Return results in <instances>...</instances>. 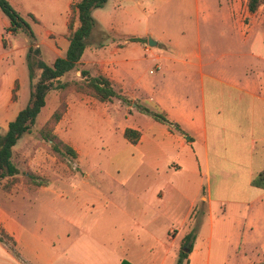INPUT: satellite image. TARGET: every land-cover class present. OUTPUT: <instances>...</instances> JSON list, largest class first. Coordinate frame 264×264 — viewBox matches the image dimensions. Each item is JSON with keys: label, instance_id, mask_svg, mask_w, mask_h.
<instances>
[{"label": "crops", "instance_id": "obj_1", "mask_svg": "<svg viewBox=\"0 0 264 264\" xmlns=\"http://www.w3.org/2000/svg\"><path fill=\"white\" fill-rule=\"evenodd\" d=\"M8 1L31 27L28 18L39 20L48 30L64 26L77 3ZM120 2H115L119 8ZM148 3L154 9L164 7L161 0ZM98 17L97 28L101 26L102 35L111 37V43L104 41L91 49L92 36L81 65L93 70V76L110 79L129 101H141L142 92L151 94L153 106L144 107L158 111L169 123L155 120L134 103L137 110H128L129 125L122 136L127 129L140 133L137 144L126 138L123 142L134 149L136 180L125 182L130 201L122 207L114 203L111 220L102 219L111 206L106 201L96 207L99 218L86 222L96 205L87 209L85 204L71 203L73 189L64 187L63 196L50 188L44 199L27 191L16 203L0 202V231L6 236L4 241L0 239V264H121L125 260L131 264H177L188 244L187 264H238L242 255L247 258L242 248L248 242L251 248L259 246L264 257V189L252 184L264 171V28L253 27L247 34L241 17L234 18L231 8L219 18L232 27L204 30L206 39L199 21L196 28L188 27L179 34L168 31L166 36H156L150 30L118 33L108 15ZM210 19L207 13L205 22ZM5 25L8 30L9 20L5 19ZM148 36L156 38L151 39L155 46L170 45L172 53L154 51L148 40V44L132 41ZM35 38L37 42L36 33ZM142 52L145 57L140 58ZM87 54L92 61L84 60ZM145 61L152 63L148 69ZM147 73L160 78L151 79ZM109 104L100 103L90 112L106 116ZM83 111L88 110L82 103L70 104L65 120L72 122V116ZM76 145L71 147L81 162L85 152ZM85 177L86 181L80 179L84 185L90 178ZM73 179L76 177L70 182ZM24 201L40 202L49 209L61 203L74 216L67 215L58 232H46L39 220L24 221ZM126 219L128 224L120 228ZM105 221L114 225L111 234ZM104 234L117 240L116 246H106L103 242L109 240ZM190 236L193 240L183 248ZM216 243L226 250L213 259ZM244 262L240 264L260 259Z\"/></svg>", "mask_w": 264, "mask_h": 264}, {"label": "rangeland", "instance_id": "obj_2", "mask_svg": "<svg viewBox=\"0 0 264 264\" xmlns=\"http://www.w3.org/2000/svg\"><path fill=\"white\" fill-rule=\"evenodd\" d=\"M116 1L109 0L102 9L95 11L93 16L101 21L98 17L100 14L108 15L109 21L118 33H144L150 30L156 36H166L168 31L179 34L188 27L196 28L199 21V27L203 34L202 38L206 39L204 30L232 27V25L219 18L221 14L230 13V8L234 18L241 17L242 27L247 34L253 27L264 28V0L261 1L255 13L249 10V0H200L199 6L197 0H161L164 6L161 10L154 9V5L149 7L148 0H120V8L115 3ZM76 2H79V0ZM207 13L211 14L212 19L205 22ZM74 16L72 7L65 25L50 30L41 25L39 20L28 18L36 33V45L40 46L42 58L47 64L52 65L57 57L65 55L69 44V27ZM5 19L8 21V18L0 10L1 134L6 132L9 123L26 107L31 91V81L27 67V55L31 40L23 32L17 34L8 32ZM75 20L77 22V17H75ZM162 28L164 29L161 30ZM151 39L155 40L156 38L148 36L143 38L144 41L142 42L148 44L147 40L150 41ZM111 40V37L106 39L102 35L101 26H98L93 34L91 49L104 41L105 44H109ZM151 48L164 54L172 53L171 46L168 44H160ZM139 57L143 58L145 54L142 52ZM84 60L92 61L91 55L87 54ZM145 62L148 69L152 63ZM82 69L89 70L93 76V70L80 64L77 69L66 74L61 81L68 83L84 81L80 72ZM147 76L156 80L160 78L157 75L150 77L148 73ZM138 93L140 94V92ZM142 94L143 99L141 101L131 99L129 103H124L121 98H114L108 105L110 107L108 115L98 116L95 112L90 111L94 110L96 105H100V103L108 104L109 102H100L95 97L74 87L64 91L55 90L50 92L47 96L46 106L38 116L35 126L30 133L23 136L14 148L12 160L20 173L15 179L10 178L0 181V202L5 204L16 203L27 191L33 192V197L44 199L48 193L46 189L50 188L55 189L58 196H63L64 187L68 190L73 189L71 203L85 204L88 206L87 209L96 205L94 209H91L92 215L86 218V222L94 223L99 218L95 214L96 207L99 202L106 201L111 206L102 219L111 220V213L114 211L113 204L120 203L122 207L131 198L128 192L130 190L129 185L126 186L125 182L132 184L136 180L134 173L137 163L131 156L134 149L132 146L123 143L125 137L122 136V131L129 125L126 118L130 115L129 112H132L130 110H137L135 105L153 106L150 100L152 95L143 92ZM63 103L66 104V111L62 119L56 124L46 127L53 114L59 108H62ZM80 103L89 112L83 111L73 115L72 122L69 119L65 120L70 104L78 105ZM151 110L158 113V111ZM49 137L56 138L62 152H56L53 149V143L47 139ZM73 143L79 145L85 152L81 162L74 147L72 148L77 152V158L66 155L63 151L62 144L71 146ZM85 176L90 177L86 185L82 184L80 180L86 181ZM73 177H76V180L73 179L74 181L70 182ZM65 181H69L71 184L69 182L64 184ZM75 189H78L77 193H75ZM21 210L25 222L39 220L42 228L50 233L62 229L67 215L72 214L74 216L71 209H67L61 203H57L49 209L40 202L24 201ZM73 210L75 212L76 209L73 208ZM128 219L120 228L128 224ZM104 223V227L108 232L113 230V224L107 221ZM104 235L109 240L103 242L106 246L111 248L116 246L117 240L113 241L111 235ZM262 237L264 239V234ZM0 239L2 241L6 239L5 234L1 231ZM186 244L187 242L182 247L184 248ZM215 247L213 259L222 256L223 251L226 250L221 243H216ZM242 252H245L247 258L242 255L245 260H237L238 264L246 263L244 261L264 260L263 252L259 246L251 248L250 242L247 246H243ZM185 263L187 264V261Z\"/></svg>", "mask_w": 264, "mask_h": 264}, {"label": "trees", "instance_id": "obj_3", "mask_svg": "<svg viewBox=\"0 0 264 264\" xmlns=\"http://www.w3.org/2000/svg\"><path fill=\"white\" fill-rule=\"evenodd\" d=\"M262 0H249V10L255 13L259 8ZM108 0H79L73 6L75 16L70 23L69 46L63 57L55 59L52 65L47 64L42 58L40 47H36L35 33L29 22L11 5L8 0H0V10L5 14L10 22L8 29L12 34L19 32L25 33L31 40V46L27 55V67L29 71V79L31 81L30 99L24 109H22L15 119L8 125V129L4 134L0 133V181L14 178L20 173V170L13 162V151L18 142L25 134L31 132L36 121L47 103V96L55 90H67L71 87L79 91L88 93L100 102H111L114 98H121L124 103L129 100L120 95L114 88L112 82L102 75L92 76L87 69L80 70L84 81L62 82L61 79L69 72L78 68L81 64L85 51L91 45V38L97 28V21L93 16V12L103 8ZM77 17V22L75 20ZM77 26L75 27V24ZM132 41H143V39L135 38ZM138 108L145 114L152 116L155 120L162 123H169L167 118L157 112H153L144 106L138 105ZM66 111V104H62L51 117L46 127L59 122ZM178 131H182L178 126L174 125ZM45 127V128H46ZM124 136L132 144H137L140 139V133L133 129H127ZM53 143V149L56 152H62L59 143L55 137L47 138ZM61 145V144H60ZM63 151L66 155L77 158V152L69 145L62 144ZM252 184L258 188L264 189V171L257 174ZM193 240L190 236L187 243ZM188 254L181 251L177 264H184L187 261ZM121 264H131L123 261ZM264 264V260L252 263Z\"/></svg>", "mask_w": 264, "mask_h": 264}, {"label": "water", "instance_id": "obj_4", "mask_svg": "<svg viewBox=\"0 0 264 264\" xmlns=\"http://www.w3.org/2000/svg\"><path fill=\"white\" fill-rule=\"evenodd\" d=\"M149 44H150L151 46H155V45H156V43H155V42H152L151 40L149 41ZM184 251H185V252H190V245H189V244L186 245Z\"/></svg>", "mask_w": 264, "mask_h": 264}]
</instances>
